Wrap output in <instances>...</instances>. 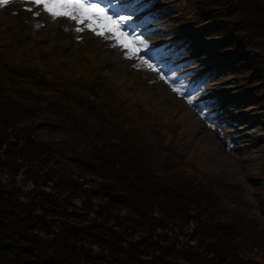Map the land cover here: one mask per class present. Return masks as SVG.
Masks as SVG:
<instances>
[{
    "label": "rangeland",
    "instance_id": "obj_1",
    "mask_svg": "<svg viewBox=\"0 0 264 264\" xmlns=\"http://www.w3.org/2000/svg\"><path fill=\"white\" fill-rule=\"evenodd\" d=\"M141 1L147 5L139 6L137 11L140 8L143 11L157 8L149 0ZM262 1L246 0L252 5ZM235 3L236 0H171L162 3L159 10L163 11L164 18L154 23L159 32L148 38L154 46L160 47L163 42L173 39L169 35L182 33V38L192 35L186 49L197 50V47L208 45L200 55V60L206 61L203 65L208 67L234 59L232 68L210 77L207 84L204 83L205 76L194 71L187 73V79L193 99L198 96L201 99L216 89L235 99L228 107H232L229 113L241 121L240 125L235 123L234 130L239 129L237 133L225 134L221 128L209 127L207 120L197 119L188 108L185 95L179 97L186 106L175 98L178 94L172 89L177 87V82L168 84L166 91L161 86L164 81L157 80L151 84L146 75L129 70L114 52L105 48V40L99 39L105 36L96 39L84 36L85 43L77 42L69 37L70 34L63 33L68 28L63 21L49 23L43 19L42 23V19L33 21L26 13L20 17V8L16 6L3 9L4 5H0V95L4 94L0 104L15 105L12 98L5 96L3 85L12 91L9 95L20 107L26 103L35 108L47 107L51 103L48 100L58 97L75 106L86 99H96V111L107 121L106 126L97 122L96 127V122L89 120L96 127V140L100 137L115 139L109 122L122 128L133 122L147 146L148 160L154 164V173L158 171L167 175L176 165L179 172L195 175L205 185L214 187L219 207L227 213L239 212L245 221L247 239L235 240L228 249L242 248L253 261L264 264V204L261 203L264 199V33L241 22L245 15ZM230 12L234 16H228ZM25 19L28 20L26 25ZM216 41L217 44L209 46ZM207 59L210 62L207 63ZM187 70L183 65V70L175 76H182ZM255 72L259 75L253 79ZM166 77L173 78L171 74ZM27 98L32 100L28 102ZM6 111L9 115L15 114L14 108ZM49 116L50 113L44 115L45 118ZM58 118L61 119L60 116ZM23 122L26 123V118ZM43 128L51 127L43 125ZM22 130L17 131L20 136L29 133ZM32 134H29L32 138L44 140L64 138L58 133ZM4 136L0 129L3 143H9L10 148L19 145L15 135L9 140H3ZM116 138L122 146L128 147L126 141ZM247 138L253 139L247 141ZM124 160L132 162L127 157ZM34 171L30 167H22L19 171V166H16V175L12 178H16L18 186L28 188ZM103 182L107 185L110 181ZM232 202L233 207L230 206ZM211 215L216 224L226 220V217ZM210 241H205V244ZM190 252L202 254V251Z\"/></svg>",
    "mask_w": 264,
    "mask_h": 264
},
{
    "label": "trees",
    "instance_id": "obj_2",
    "mask_svg": "<svg viewBox=\"0 0 264 264\" xmlns=\"http://www.w3.org/2000/svg\"><path fill=\"white\" fill-rule=\"evenodd\" d=\"M259 3L234 5L244 12L241 22L264 33V1ZM2 91L15 104H0L3 140L15 135L19 145L0 140V264H258L244 249H228L248 237L242 214L221 209L214 187L176 165L167 175L154 173L133 122L126 128L109 122L115 139L96 140L97 122H107L96 99L75 106L58 97L47 107H20L6 85ZM22 129L29 133L20 136ZM33 132L64 138H32ZM16 166L34 168L28 188L12 178ZM212 213L226 220L216 224Z\"/></svg>",
    "mask_w": 264,
    "mask_h": 264
},
{
    "label": "snow or ice",
    "instance_id": "obj_3",
    "mask_svg": "<svg viewBox=\"0 0 264 264\" xmlns=\"http://www.w3.org/2000/svg\"><path fill=\"white\" fill-rule=\"evenodd\" d=\"M7 2L8 0H0V5ZM30 2L34 5H42L43 11L47 12L53 20L63 17L75 22L77 27L74 31L76 33L87 28L97 36H106L107 33L114 35L120 46L126 50L125 58L133 59L138 52L148 48V45L136 37L134 32L132 33L133 39L131 41L127 39L129 35L127 31L128 22L132 20L138 10V0H124L123 3L118 2V0H106L105 7H101L102 0H30ZM100 23L105 25V31H100L97 27ZM109 24L113 26L110 29L108 28ZM80 25H84V27ZM122 28L125 31H121ZM136 45L139 47H134ZM140 61L142 65H146L152 71H162L161 68L149 63L143 57H140ZM159 78L165 83L170 81V78L164 74H161ZM172 90L177 94H183L181 88L173 87ZM187 104H193L191 95L187 98ZM209 127H213V125L209 124Z\"/></svg>",
    "mask_w": 264,
    "mask_h": 264
},
{
    "label": "bare ground",
    "instance_id": "obj_4",
    "mask_svg": "<svg viewBox=\"0 0 264 264\" xmlns=\"http://www.w3.org/2000/svg\"><path fill=\"white\" fill-rule=\"evenodd\" d=\"M251 137V135H249ZM253 139V138H252Z\"/></svg>",
    "mask_w": 264,
    "mask_h": 264
}]
</instances>
